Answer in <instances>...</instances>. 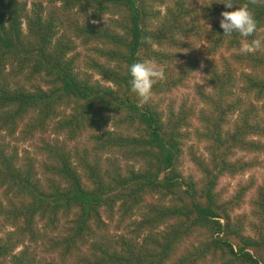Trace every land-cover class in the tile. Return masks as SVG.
Returning <instances> with one entry per match:
<instances>
[{"label":"trees","instance_id":"obj_1","mask_svg":"<svg viewBox=\"0 0 264 264\" xmlns=\"http://www.w3.org/2000/svg\"><path fill=\"white\" fill-rule=\"evenodd\" d=\"M198 70L190 102L154 100ZM19 128L88 130L89 146L44 141L58 177L44 188L4 139ZM1 132L0 264H60L24 240L70 214L44 241L79 264H264V184L249 213L252 183L218 189L255 164L238 152L264 150V0H0Z\"/></svg>","mask_w":264,"mask_h":264},{"label":"rangeland","instance_id":"obj_2","mask_svg":"<svg viewBox=\"0 0 264 264\" xmlns=\"http://www.w3.org/2000/svg\"><path fill=\"white\" fill-rule=\"evenodd\" d=\"M30 1V0H29ZM30 4H28V7ZM110 15H106V17H109ZM105 21V20H104ZM154 65H151L149 69L152 70L156 69ZM202 77V70H198L195 72L194 75L187 81L185 86L178 87L176 89H173L171 91L161 93L154 96V100L160 104V106L163 109H167V107L171 103H178L182 99L186 98L189 102L194 98V86L195 84H200ZM201 85V84H200ZM202 86V85H201ZM20 128L15 132L13 136H6L0 133V136L4 135V139L6 142L9 143L10 146L17 148L18 155L20 158V163L24 164L25 161H30L35 169L36 176L39 179L40 184L46 188L47 184L49 183V180L52 179H58V177L53 174L52 172L48 171L46 169V163L54 164V162H51V160L48 158L47 152L43 148V142L49 141L51 143L58 142L62 143L68 150H73L76 147L81 146H89L88 142V130L82 133L76 140H68L65 139L64 136H56L55 134H52L49 131H36L33 132L30 135H22V133L19 131ZM189 145L197 147L201 151V147L203 144H199L196 141L195 137H192L191 140L188 142ZM237 157H240L244 160H254L256 161L255 164L251 167H248L246 170L235 174V175H224L220 178L218 189L223 194L224 197H228L230 194H232L237 186L241 183H252V188L247 192L246 197L244 199V202L242 205L236 209V212L238 213H249L251 210L249 199L252 197L256 187L260 184H264V150L250 153V152H238L236 154ZM181 169L185 175L192 174L196 177L199 176V173L197 172L194 164L192 161H190L189 156L187 155V151L181 158ZM4 189H0V203H2V209L7 208V195L3 193ZM102 219L107 222V231L112 233H115L114 230V222H110L107 219L106 212H102ZM0 217H2V213H0ZM72 214L70 215H62L60 217L59 221L56 222L55 228L50 229L44 228L43 221H39L37 223V233L40 235L45 236L44 240L51 237L61 238L64 235L67 234L68 228L72 224ZM19 223L23 224L22 220H19ZM15 227L11 224H6L5 229L13 230ZM47 235V236H46ZM42 240L41 238L37 240V242H29L27 239L24 240L25 243L29 244L32 249H35V252L38 257H44V258H54L56 262L60 264H79L78 262V252H70L69 254H66L65 256H62L60 254V248L56 247L54 250H47V246H45L46 242ZM24 246V244H21L18 249H21ZM86 248V245L83 244L81 246V249L79 252H84Z\"/></svg>","mask_w":264,"mask_h":264}]
</instances>
